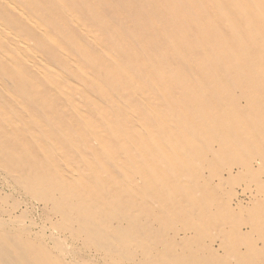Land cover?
<instances>
[{
  "label": "rangeland",
  "instance_id": "374dc122",
  "mask_svg": "<svg viewBox=\"0 0 264 264\" xmlns=\"http://www.w3.org/2000/svg\"><path fill=\"white\" fill-rule=\"evenodd\" d=\"M0 83V264H264V0H0Z\"/></svg>",
  "mask_w": 264,
  "mask_h": 264
},
{
  "label": "bare ground",
  "instance_id": "6f19581e",
  "mask_svg": "<svg viewBox=\"0 0 264 264\" xmlns=\"http://www.w3.org/2000/svg\"><path fill=\"white\" fill-rule=\"evenodd\" d=\"M10 5H13V4H10ZM23 17H24V16H23ZM25 18H26V17H25ZM31 19H32V18H31ZM27 20H28V22H29V19H28V18H27ZM33 21H34V20L32 19L31 26L34 25ZM32 24H33V25H32ZM35 27H36V25H35ZM1 28H2V27H1ZM39 28H40V30H41V27H39ZM42 28H43V27H42ZM36 29H37V28H36ZM38 30H39V29H38ZM40 30H39V31H40ZM43 30H44V29H43ZM41 31H42V30H41ZM41 31H40V32H41ZM36 32H37V31H36ZM38 33H39V32H38ZM42 33H43V31H42ZM43 34H44V33H43ZM44 35H45V34H44ZM51 38H52V37H51ZM51 38H50V39H51ZM47 39H48V38H47ZM54 39H55V38H54ZM51 41H52V40H51ZM53 42H54V41H52V43H53ZM20 43H22V42H20ZM53 44H55V43H53ZM59 48H60V47H59ZM29 52H30V51H29ZM19 53H20V52H19ZM21 53H22V52H21ZM7 56H8V55H7ZM10 56H11V55H10ZM10 56H9V57H10ZM23 58H24V57H23ZM40 60H41V59H40ZM20 70H21V69H20ZM18 72H19V71H18ZM21 72H22V71H21ZM61 73H62V72H61ZM43 74H44V72H43ZM43 74H42V75H43ZM83 74H84V73H83ZM86 74H87V73H86ZM124 74H126V73H124ZM146 74H147V72H146ZM84 75H85V74H84ZM43 77H44V76H43ZM89 77H90V76H89ZM25 78H26V77H25ZM126 78H127V75L122 76V80H125ZM6 81H7V80H6ZM8 83H9V82H8ZM0 84H1V83H0ZM2 86H3V85H2ZM0 87H1V86H0ZM1 88H2V87H1ZM4 88H5V87H4ZM60 98H61V97H60ZM63 98H64V97H63ZM63 98H61V99H63ZM63 101H64V99H63ZM65 102H66V101H65ZM64 104H65V103H64ZM181 106H182V105H181ZM2 108H3V107H2ZM150 109H151V108H150ZM4 111H5V110H4ZM74 112H75V111H74ZM24 113H25V112H24ZM10 117H11V116H10ZM10 117H9V118H10ZM75 118H76V117H75ZM13 121H14V120H13ZM141 123H142V122H141ZM5 125H6V124H5ZM113 132H114V130H113ZM7 133H8V132H7ZM5 134H6V133H5ZM25 134H26V133H25ZM6 135H7V134H6ZM7 136H8V135H7ZM120 137H121V134L119 135V140H120ZM12 138H13V137H12ZM99 140H100V139H99ZM11 141H12V139H11ZM149 142H150V141H149ZM13 144H14V143H13ZM15 144H16V143H15ZM17 145H19V144L17 143ZM192 145H193V144H192ZM19 146H20V145H19ZM19 148H20V147H19ZM34 148H35V147H34ZM6 152H7V151H6ZM39 153H40V151H39ZM41 157H42V156H41ZM31 159H32V158H31ZM31 159H29V160L32 161ZM91 170H92V169H91ZM2 175H3V174H2ZM2 179H3V178H2ZM4 180H6V179H4ZM5 182H6V181H5ZM6 183H8V182H6ZM9 184H10V183H9ZM9 186H10V185H9ZM10 187H11V186H10ZM13 188H14V187H13ZM16 190H17V189H16ZM14 191H15V190H14ZM14 191H13V192H14ZM112 194H113V193H112ZM94 196H95V195H94ZM94 196H93V197H94ZM21 198H22V197H21ZM91 199H92V198H91ZM33 204H34V203H33ZM27 205H28V204H27ZM33 207H34V206H33ZM36 207H37V206H36ZM49 209H50V208H49ZM3 217H4V216H3ZM40 219H41V218H40ZM12 221H13V220H12ZM20 221H22V220H20ZM13 222H14V221H13ZM17 222H19V221L17 220ZM38 222H41V221L39 220ZM19 224H20V223H19ZM16 225H17V224H16ZM24 225H25V224H24ZM26 225H27V224H26ZM26 225H25V226H26ZM30 225H31V224H30ZM32 225H33V224H32ZM35 225H38V224H35ZM1 226H3V225H0V227H1ZM38 226H39V225H38ZM41 226H42V225H41ZM3 227H4V226H3ZM3 227H2V228H3ZM21 227H22V226H21ZM6 228H7V227H6ZM11 228H12V227H11ZM40 228H42V227H40ZM49 228H50V227H49ZM21 229H23V228H21ZM24 229H27V228H24ZM28 229H30V228H28ZM33 229H34V228H33ZM45 229H47V227H45ZM52 229H54V228H52ZM4 230H5V229H4ZM12 230H14V229H12ZM30 231H31V230H30ZM47 231H48V230H47ZM31 232H32V231H31ZM52 232H54V231H52ZM26 233H27V232H26ZM49 233H50V232H49ZM54 233H55V232H54ZM72 234H73V233H72ZM41 235H42V237H43L44 234H41ZM41 235H40L39 237H41ZM46 235H47V234H46ZM46 235H44V236H46ZM48 235H49V234H48ZM51 235H52V234H51ZM51 235H50V236H51ZM50 236H49V238H50ZM64 236H66V235H64ZM51 238H53V237H51ZM51 238H50V239H51ZM57 238H58V237H57ZM67 238H68V237H67ZM67 238H66V239H67ZM81 238H82V236H81ZM40 239H42V238H40ZM76 239H77V238H76ZM44 240H45V239H44ZM44 240H43V241H44ZM54 240H56V235H55V239L53 238V241H52V239H51L52 242H54ZM58 240H59V239H58ZM60 240H62V239L60 238ZM74 240H75V239H74ZM46 241H47V240H46ZM82 241H83V239H82ZM84 241H85V240H84ZM48 242H49V240H48ZM59 242H60V241H59ZM63 242H64V241H63ZM71 242H72V241H71ZM56 244H57V246H59V247L62 248V249L65 247V246L63 247L62 245H61V246H62V247H61V246H60V243H58V241H57V242L55 241V244H53V245H56ZM64 244H65V243H64ZM64 244H63V245H64ZM2 245H3V244H2ZM65 245H67V244H65ZM57 246H54V247H53V246L51 245L50 248L53 247V250H55V249H56L55 247H57ZM70 246H71V245H70ZM72 247H73V246H72ZM79 247H80V246H79ZM93 247H94V246H93ZM4 248H5V247H4ZM6 248H7V247H6ZM54 248H55V249H54ZM57 248H58V247H57ZM60 248H58V249H56V250L59 251ZM77 248H78V247H77ZM62 249L60 250V252L63 251V250L68 251L67 249H69V247H66V248H64L63 250H62ZM177 249H178V248H177ZM70 250H71V247H70L69 251H70ZM10 251H11V250H10ZM66 251H64V252H66ZM4 252H5V251H4ZM6 252H7V250H6ZM72 252H73V253H72ZM72 252H70V253L73 255L75 252H74V251H72ZM0 253H1V252H0ZM61 253L63 254V252H61ZM67 253H68V252H67ZM7 254H8V253H7ZM25 254H26V253H25ZM64 254H65V253H64ZM71 254H70V255H71ZM92 254H93V252H92ZM65 255H67V254H65ZM72 255H71V256H72ZM90 255H91V254H90ZM97 255H98V254H97ZM2 256H4V255L2 254ZM5 256H6V255H5ZM7 256H8V255H7ZM25 256H26V255H25ZM75 256H76V255H75ZM91 256H92V255H91ZM93 256H94V255H93ZM95 256H96V254H95ZM17 257H18V256H17ZM67 257H68V255H67ZM98 257H99V256H98ZM11 258H12V257H11ZM69 258H70V256H69ZM69 258H68V259H69ZM91 258H92V257H91ZM24 259H25V258H24ZM66 259H67V258H66ZM71 259H73V257H72ZM71 259H70V260H71ZM75 259H76V258H75ZM75 259L73 260L74 263H75ZM0 260H1V259H0ZM13 260H14V259H13ZM15 260H16V259H15ZM16 261H17V260H16ZM66 263H68V262H66ZM69 263H72V262H69ZM78 263H79V262H78ZM8 264H9V263H8ZM72 264H73V263H72Z\"/></svg>",
  "mask_w": 264,
  "mask_h": 264
}]
</instances>
